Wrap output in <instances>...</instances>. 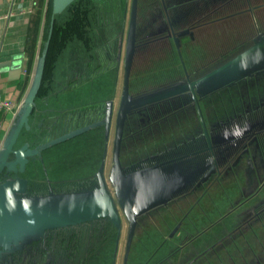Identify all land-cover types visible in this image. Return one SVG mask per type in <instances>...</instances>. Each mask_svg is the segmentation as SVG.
Wrapping results in <instances>:
<instances>
[{
	"label": "flooded vegetation",
	"instance_id": "flooded-vegetation-1",
	"mask_svg": "<svg viewBox=\"0 0 264 264\" xmlns=\"http://www.w3.org/2000/svg\"><path fill=\"white\" fill-rule=\"evenodd\" d=\"M162 1L149 2L152 5L164 6ZM220 1L224 0H217ZM223 6L224 3L217 8L218 14H226ZM261 7L264 8V3ZM255 11V6L249 0L246 10L238 14L233 12V16L239 17V21L247 17L246 26L241 27L238 22L228 27L233 42L240 37L244 39L247 36L250 39L258 29ZM201 12L208 16L209 11L203 13L199 8L194 12H187L182 20L187 28L186 35L192 40L198 39L199 47L203 41L201 38L208 39L209 33L207 30L204 34L193 33L194 29H199V24L195 26L188 22L201 20L205 23L206 16H198ZM149 21L152 22L151 25H147L144 18L138 17L135 24L136 51L134 50L128 77V93L132 95L169 84L183 75L182 69H177L176 66V31L180 29V25L168 27L165 19ZM233 22L235 24L236 17ZM161 26L165 29L163 32L148 36L150 29ZM203 28L206 29V25ZM218 28L217 26V30ZM225 38L226 40L217 43L218 47L227 45V33ZM92 43L95 41L90 45ZM189 44L196 46L197 40ZM63 52L64 49L61 53ZM222 57L224 56L217 57L218 62ZM202 60L205 58L202 57ZM92 68L90 64L86 71L82 72ZM114 75L109 74L112 81ZM249 79L253 81L252 84L248 83ZM258 79L260 81L254 83V80ZM101 95L106 99L110 94L105 95L103 92ZM258 97L260 102L264 101V71L257 78L252 76L241 79L232 89L217 91L201 103L206 130L209 131L208 123L217 130L220 129L219 121L235 117L232 123L226 122V127L229 130L236 127L239 134L237 137H231L228 146L232 147L237 143L241 145L236 147L233 155L234 149L230 152L225 163L211 173L193 194L180 199L167 211H159L156 215L151 213L140 218L136 228L133 227L135 232L132 230V240H128V228L126 241H132V246L128 254L126 253V264H264V104L255 106L252 103ZM166 101L168 103V100ZM166 107L168 105L161 109L160 104L154 113L158 116L155 125L146 118L138 119V123L134 121L126 128L123 124L118 150L119 160L132 162L137 157L164 148L175 138H182L184 134L192 132L200 125L196 120L194 123L192 113L182 112L181 108L168 113ZM256 119L260 121H255ZM250 128L253 129L248 132ZM59 130V127L55 129L56 132ZM57 143L41 153V157L34 156V160L29 158L23 173V176L29 178L30 174L35 178L28 180L29 191L46 190L47 179L56 191L60 188L76 189L79 184L83 183L85 186L88 177L98 170L104 145L101 128L98 131L87 129ZM73 171L75 172L72 173ZM84 226L71 231L73 239L68 243L59 242L62 233L56 240H51L50 246H54V256L50 264L112 263L114 250H117L119 244L120 230L118 229L116 234L109 226L106 225L105 228L103 222ZM74 242L76 247L73 246ZM190 244L194 245L196 250L185 257ZM125 260L126 257L123 264Z\"/></svg>",
	"mask_w": 264,
	"mask_h": 264
},
{
	"label": "crops",
	"instance_id": "crops-1",
	"mask_svg": "<svg viewBox=\"0 0 264 264\" xmlns=\"http://www.w3.org/2000/svg\"><path fill=\"white\" fill-rule=\"evenodd\" d=\"M38 1H40L39 4ZM141 1L143 2L139 0H70L60 12L54 14L53 18L56 16L59 19L57 21L65 26L64 52L58 55L53 79L47 91L42 95H35V104L28 118L29 128L21 130L17 145L28 142L31 148L38 147V152L41 155L45 150L58 144L57 142L60 143L56 139L65 134L78 131L69 135L66 138L68 139L87 129L98 131L101 128L104 144L99 166L101 170L98 172V168L95 173L90 175V178L88 177L85 186L82 183L76 189L64 190L60 188L56 191L47 179L46 190L29 191L30 193L43 195L49 193H92L97 195L95 190L99 187L101 178L110 184L111 175L107 166L110 161L112 162L118 144L122 88L125 80L128 84L134 50L136 51L134 42L137 41V35L134 30L138 17L144 18L147 25L152 24L150 19L156 21L165 19L168 22V27L180 25L178 27L180 29L176 31L178 37L175 43L178 58L176 66L177 69H182L183 75L177 79L176 85L169 83L166 86L155 88L176 89L178 108H181L182 112L192 113L194 123L196 120L200 124L192 132L186 133L190 144H204V150L209 154L210 167L215 168V171L225 163L230 152L234 149L233 155L236 147L241 145L237 143L232 147L228 146L229 141L232 140L231 137H237L239 131L236 127L235 129L230 128L231 131L227 129L226 125L228 124L226 122L232 123L236 118L220 119L221 121L218 123L220 129L217 130L208 123L209 131H207L201 103L217 91L232 89L241 79L252 76L257 78L264 71V48H255L240 59L231 61L255 43H264V27L261 28L264 26V8L261 7L264 0H250L256 8L255 14L258 20V29L253 36L250 39L247 36L244 39L240 37L234 42L228 27L236 25L238 22L241 27L246 26L247 17L239 21V17L235 16L236 22L234 24L233 12L238 14L246 10L249 6V0H224L220 2L217 0H163L164 6L161 4L152 5L150 0ZM47 3L48 0H0V96L13 100L16 105L22 103L31 88L37 58L40 55L44 40L42 32ZM222 3H224L223 8L226 10V14H218L217 12V8ZM73 5V9H79L80 15L83 16L79 22H76L77 17L71 16ZM199 8L203 10V13L209 11L208 16L202 12L198 13V16H206L205 23L201 20L188 23L195 26L197 23L199 24V29H194L193 33L202 32L204 34L206 30L208 31V39L201 38L203 41L200 47L198 46V39L192 40L186 35L187 28L182 21L187 12L191 13ZM196 15L194 14V16ZM70 23H74L72 25L74 30L70 29ZM205 25L206 29L203 28ZM217 26L219 27L218 30ZM30 30L31 35H29ZM164 30L162 26L161 28L150 29L148 36L158 35ZM226 33L229 35V42H226L227 45L218 47V42L226 40ZM196 40V46L189 44L190 42L195 43ZM93 41L95 43L90 45ZM126 56L131 57L128 69L124 64ZM218 56H224L220 62H218ZM202 57L205 60L201 61ZM89 58L92 62H89L91 61ZM90 64L93 68L89 71L96 74L92 80L69 82L66 79L65 81L64 75L66 73L86 71ZM223 64L225 67L219 69ZM57 72L61 74L59 77L55 75ZM105 74H115L112 81V91L106 99L104 95L99 94V90L105 87V82H103ZM260 79L254 80V83H258ZM82 83L85 90L78 91ZM242 83L244 86V82ZM248 83L252 84L253 81L249 79ZM127 87L129 88V85ZM73 88L75 90L72 101L62 103L55 98L60 97L59 93ZM67 95H72V92ZM60 99L64 98L60 97ZM252 103L255 106H260L264 104V101L260 102L258 97ZM11 120L9 115L0 112V146ZM258 120L260 121V119L255 121ZM58 127L61 130L56 132L55 129ZM64 127H66V131ZM253 128H250L248 132ZM245 133L246 131L243 134ZM119 146L120 139L116 151L117 155H119ZM180 146L183 150L184 144L180 143ZM192 152L194 153V169L196 166L201 167L198 161L201 150ZM32 159L34 160L35 157ZM99 175L102 177L100 178ZM28 176L33 180L35 179L30 174ZM26 178L29 180L28 177Z\"/></svg>",
	"mask_w": 264,
	"mask_h": 264
},
{
	"label": "water",
	"instance_id": "water-1",
	"mask_svg": "<svg viewBox=\"0 0 264 264\" xmlns=\"http://www.w3.org/2000/svg\"><path fill=\"white\" fill-rule=\"evenodd\" d=\"M70 0H52V16L48 37L42 41L40 55L37 58L31 88L22 100L19 108L11 120L0 146V262L3 250L1 245L15 244L34 235H39L49 227L65 226L77 221L92 217L107 215L119 227L118 209L129 220L128 240L132 235L136 215L146 207L163 202L173 196V191L193 179L198 182L204 177L199 172L201 168L190 169L194 165V153L182 154L174 159L163 160L161 155H150L129 165H122L116 151L118 149L123 121L127 113L135 109L138 104L128 93L125 80L122 88L121 118L118 133V144L112 159L110 184L100 176L99 187L92 193L79 194H37L27 189L28 180L23 173L29 158L40 157L38 147L31 148L28 142L17 145L22 129H28V118L35 104L34 97L40 86L45 55L51 35L53 16L60 12ZM264 43H255L240 56L231 61L240 59L243 55L255 48H263ZM125 67L130 65V56L124 58ZM223 64L219 69H223ZM78 132V131H75ZM71 132L56 139L62 141L75 133ZM190 156V157H189ZM152 162V163H150ZM196 165V164H195ZM205 165V163H204ZM99 168L98 172H100ZM193 174H190V173ZM194 182V181H193ZM59 200H53L54 196ZM46 199V200H44ZM125 247V257L128 243ZM124 260V259H123Z\"/></svg>",
	"mask_w": 264,
	"mask_h": 264
},
{
	"label": "trees",
	"instance_id": "trees-1",
	"mask_svg": "<svg viewBox=\"0 0 264 264\" xmlns=\"http://www.w3.org/2000/svg\"><path fill=\"white\" fill-rule=\"evenodd\" d=\"M51 1L52 0H48L47 9L45 12V21H44L45 24H44V29L42 32L43 39L48 37V33L50 30ZM37 3L39 4L40 1H38ZM73 8H74V5L72 7L73 14L71 16L77 17L76 22L81 21L82 20L81 19L82 14L80 15L81 12L79 11V9H73ZM57 20L59 19L56 18L55 16V18H53V23L51 25V28H52L51 35H50V39L48 42L41 82H40V86L37 91V95H42L49 88L50 82L53 79L52 78L53 71H54V68L57 62L58 55L61 53V51L64 48L65 26L63 23H60ZM73 24L74 23H70V29L74 30V28L72 27ZM31 34L32 32L30 30L29 35ZM68 75L74 78L70 80L69 79L70 77ZM68 75L67 73L64 75V77H66L65 81L67 79V81L73 82V81H78L80 79H84V80L91 79L95 77L96 74L95 72H90L88 70L85 73L81 71L72 72V73L69 72ZM171 83L176 85L177 80H174ZM166 85L168 84H165L164 86ZM130 95L132 96V99L134 101L138 102V104L135 106V109L131 110L129 113L126 114L125 123H124L125 128L129 124H133L134 121L138 123V119H144V118H146L148 121H151V122L153 121L154 125L157 124V121H155V119H157L158 116L156 114L154 115V113L157 112L160 104H161V109H163L164 105L166 106L168 105V107H166L168 113L175 112L178 108L177 91L174 88H170V89L152 88L150 90L140 92L135 95H132V94ZM166 97H169V99H166L168 100V103L165 100ZM161 98L163 99V101H161ZM135 125H138V124H135ZM0 136H1V133H0ZM180 143L184 144L183 150H181ZM204 149H205V146L203 143H200L199 145L190 144L187 134H185L184 136H182V138H175L172 143L168 144L164 148L156 149L155 151L150 152L147 155H142L140 157H137L132 162H125V161L120 160L122 165H129L135 162H139L141 159L143 160V158L149 157L150 155L158 154V155H161L162 158L174 159L182 154L191 153L192 151H195V150H201L199 154L200 157L198 159V161L200 162V166L206 167V164L207 166H209V167L204 168V170L203 168H201L199 172L196 171V173H201V174L205 172L204 177L201 178L198 182L195 183V181L197 180H194V178L190 179L189 184H184L180 188L175 189L173 191V196H170L169 199L163 202H160V203H156L150 207H146L142 209L141 211H139L136 215V220H135V225H134L135 228L140 218L144 216L147 217L151 213L156 215L159 211L161 212L167 211L180 199L185 198L186 196L190 194H193L196 191V189L199 187V185L204 183L208 179L209 175L215 171V168L210 167V164L208 161L209 154ZM167 159H163V160H167ZM190 174H193V173L191 172ZM97 222H101V223L103 222L105 228L107 225L109 226V228L113 229L116 232V234H118L119 228L113 223L111 218L107 215H100V216L92 217L89 219H84V220L77 221L72 224H67L65 226L49 227V228L44 229L39 235H34L29 238H26L22 242H18L15 244L10 243V245L5 244L4 246L1 245L3 254H2V259H1L0 264H50V260L54 256V246L52 248L50 246L52 239L56 240L57 236L62 233V236L59 242L68 243L73 239V236L71 235V231L78 230L81 227H85L84 225H87V224L93 225ZM133 231L135 232V229H133ZM57 232H60V233L57 234ZM134 232L132 233L133 235H134ZM75 242H76V239H75ZM75 242L73 243L74 247H76ZM131 246H132V241L129 242L127 254H128V251L131 250ZM195 250L196 248L194 247V245L190 244L189 248L186 249L185 257H188ZM127 259L128 257L126 255V260L124 264H126ZM113 260H114V255H113ZM113 260L111 264H113Z\"/></svg>",
	"mask_w": 264,
	"mask_h": 264
},
{
	"label": "rangeland",
	"instance_id": "rangeland-1",
	"mask_svg": "<svg viewBox=\"0 0 264 264\" xmlns=\"http://www.w3.org/2000/svg\"><path fill=\"white\" fill-rule=\"evenodd\" d=\"M69 74V72L67 73V75ZM55 75L58 77L61 75L60 73H55ZM71 75V74H70ZM70 75H68L70 77ZM67 76V78H68ZM74 77H70L69 79H73ZM84 79H80L79 81H82ZM92 80V79H91ZM89 80L87 81H84V82H88ZM103 82H105V87L104 89L101 88V94L104 92L105 95H108L111 93L112 91V80L110 79V76L109 74H105L104 75V79H103ZM75 90V88L73 89H70V90H66V91H63L61 93H59L58 95L64 99H60V97H55L57 98L58 101H61L62 103H66L68 101H72V97L74 96L73 95V91ZM81 90H85V87H84V84L82 83V85L80 86V88L78 89V91H81ZM69 92H72V95H67L69 94ZM77 93V92H76ZM94 93H95V90H94ZM67 95V97H66ZM234 129V128H232ZM230 129V130H232ZM100 163H101V160H100ZM86 166V164H85ZM111 167H112V162L110 161V163L108 164L107 166V170L109 173H111ZM190 169H193V166L191 165L190 167H188ZM106 170V172H107ZM75 171H73L72 173H74ZM60 198L57 197L56 195L53 197V200H59ZM46 200V199H44ZM116 206H117V209H118V220H119V230H120V235H119V244H118V247H117V250L115 249V252H114V260H113V264H123V259H125V247L127 245V242H126V234H127V231H128V228H129V220L128 218L123 214V211L121 210L120 206L118 205V203L116 202ZM128 241V240H127Z\"/></svg>",
	"mask_w": 264,
	"mask_h": 264
},
{
	"label": "built area",
	"instance_id": "built-area-1",
	"mask_svg": "<svg viewBox=\"0 0 264 264\" xmlns=\"http://www.w3.org/2000/svg\"><path fill=\"white\" fill-rule=\"evenodd\" d=\"M19 105H16L13 100L0 96V112L9 115L12 119L15 116Z\"/></svg>",
	"mask_w": 264,
	"mask_h": 264
},
{
	"label": "bare ground",
	"instance_id": "bare-ground-1",
	"mask_svg": "<svg viewBox=\"0 0 264 264\" xmlns=\"http://www.w3.org/2000/svg\"><path fill=\"white\" fill-rule=\"evenodd\" d=\"M108 177V176H107Z\"/></svg>",
	"mask_w": 264,
	"mask_h": 264
}]
</instances>
